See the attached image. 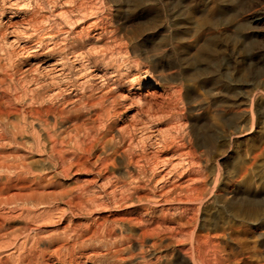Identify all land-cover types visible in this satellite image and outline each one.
Segmentation results:
<instances>
[{
    "label": "bare ground",
    "instance_id": "1",
    "mask_svg": "<svg viewBox=\"0 0 264 264\" xmlns=\"http://www.w3.org/2000/svg\"><path fill=\"white\" fill-rule=\"evenodd\" d=\"M8 1L0 264H264V176L248 174L264 146L221 178L216 163L244 135L204 158L181 127L171 129L175 95L158 103L138 92L148 72L123 71L120 48L85 39L83 26L61 28L72 24L64 9L59 23L54 12L22 11L33 0Z\"/></svg>",
    "mask_w": 264,
    "mask_h": 264
},
{
    "label": "rangeland",
    "instance_id": "2",
    "mask_svg": "<svg viewBox=\"0 0 264 264\" xmlns=\"http://www.w3.org/2000/svg\"><path fill=\"white\" fill-rule=\"evenodd\" d=\"M35 1L14 8L37 17L54 12L59 23L64 9L72 24L61 28L77 33L85 27V39L108 40L128 55L122 54L123 71L148 72L144 77L151 86L138 92L153 94L160 103L174 94L181 113L171 129L181 127L190 143L207 150L204 158L224 140L244 135L232 142L229 158L216 163V175L235 176L239 160H252L251 148L264 146V0H56L54 5L41 0L39 6ZM10 2L0 0V21L13 8ZM151 137L147 144L157 142ZM249 167V175L264 176V153Z\"/></svg>",
    "mask_w": 264,
    "mask_h": 264
}]
</instances>
